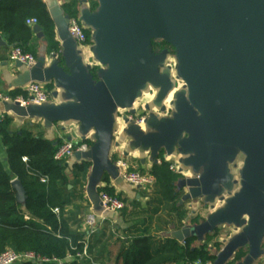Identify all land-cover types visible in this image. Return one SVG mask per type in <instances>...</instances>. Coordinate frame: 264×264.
I'll return each instance as SVG.
<instances>
[{
    "label": "water",
    "instance_id": "water-1",
    "mask_svg": "<svg viewBox=\"0 0 264 264\" xmlns=\"http://www.w3.org/2000/svg\"><path fill=\"white\" fill-rule=\"evenodd\" d=\"M97 1L100 7L92 16L96 53L106 64L100 79H93L82 50L69 36L70 16L50 0L64 61L46 63L39 56L32 67H24L23 81L53 82V93L62 89L66 99L26 107L1 101L2 112L51 122L74 119L93 128L91 145L73 154L90 162L88 188L95 191L104 173L121 178L109 156L115 110L130 107L134 114L132 104L146 82L158 85L163 96L172 86L170 74L158 71L166 63L167 48L159 53L150 49L152 39L165 41L175 52L174 75L184 85L170 107L145 116V129L126 118L125 130L153 155L179 154V203L201 202L211 210L197 223L166 235L183 242L222 225L231 227L211 264H227L240 250L245 254L237 264H252L264 252V0ZM32 29L43 35L39 24ZM10 183L23 204L21 181ZM98 203L100 214L99 195Z\"/></svg>",
    "mask_w": 264,
    "mask_h": 264
},
{
    "label": "trees",
    "instance_id": "trees-1",
    "mask_svg": "<svg viewBox=\"0 0 264 264\" xmlns=\"http://www.w3.org/2000/svg\"><path fill=\"white\" fill-rule=\"evenodd\" d=\"M79 1L66 0L61 6L63 13L75 18ZM89 1L91 10H95L97 1ZM32 17L41 26L50 50L58 53L59 47L54 39V22L42 0H0V33L5 35L12 46H18L26 52H29L28 43L32 30L25 22ZM86 34L88 35V31ZM168 47L174 51L163 40L152 39L150 42V49L154 53ZM9 94L15 96L21 93L18 90ZM10 123L8 115L0 121V142L5 150V155L0 156V253L13 249L62 259L72 255L67 264H94L89 256H77L85 244L84 233L71 229L64 216V191L69 180L63 161L53 159L57 145L54 146L52 140L33 135L28 130H10ZM85 143L91 144L88 141ZM23 157L25 160H22ZM88 167L89 163L83 161L75 166V170L82 173ZM150 172L155 178L159 203L175 213L179 220L176 225L182 227V220L187 212L177 205L180 194L176 183L180 174L171 171L169 163L163 160L154 164ZM13 178H18L24 186L26 199L23 204L15 198V191L10 183ZM102 179L107 180V176L104 175ZM98 191L114 194L108 187H99ZM54 208H57V212ZM25 215L28 219H25ZM198 219L193 216L191 222L197 223ZM216 234L217 229L205 234L204 238L210 241ZM195 240V237H188L179 242L170 236L156 240L151 234L140 232L126 240L117 259L120 264H188L196 260H200L202 264L212 263L214 255L210 253L206 242L194 245ZM215 244L219 246L217 242ZM244 254V250L238 251L235 260H239Z\"/></svg>",
    "mask_w": 264,
    "mask_h": 264
},
{
    "label": "crops",
    "instance_id": "crops-1",
    "mask_svg": "<svg viewBox=\"0 0 264 264\" xmlns=\"http://www.w3.org/2000/svg\"><path fill=\"white\" fill-rule=\"evenodd\" d=\"M42 1L46 4L50 14L48 8L50 0ZM57 1L59 7H61L66 0ZM99 7L98 3L96 9L91 10L89 0H80L77 5L78 13L75 17L83 27L85 34L88 31V35L86 34L88 48L84 61L90 65L89 72L95 81L100 79L101 70L106 69V64L98 58L96 53L95 35L98 30L93 27L92 16L99 10ZM26 25L32 30L30 42L28 43L29 52L34 54L36 58L45 56L46 63L57 59L58 64L62 65L64 61L63 48L58 38L55 24L54 39L59 47L58 53L50 50L47 41L44 39V35L39 37L33 31V25L30 26L27 23ZM41 32L43 34L42 29ZM11 48L12 45L8 42L5 35L0 33V90L8 93L19 90L21 94H25L24 89L28 82L23 81V73L26 69L24 66L18 67L16 62L10 59ZM54 54L56 57H53ZM176 68L177 62L175 52L173 51L170 54L168 53L165 65L162 68L158 66L159 72L170 74L172 86L167 95H160V87L158 85L146 82L138 90L132 104L135 114L147 115L150 112L157 113L162 106L166 108L170 107L171 102L176 98L177 93L181 91L184 85V81L176 78L174 75L177 72L175 71ZM46 87L49 91V102L56 104L66 99L62 89H57V93H53L56 89L53 82L46 84ZM4 108V105L0 103V112L4 111ZM129 108H117L114 112L112 143L109 150L111 160L113 161L115 158L121 156L128 161L131 167L143 172H150L154 164H159L155 162L156 159L166 161L169 164L175 163L179 167V154L173 153L170 156H163L165 153L160 152L158 155H153L147 147L138 146L135 138L127 134L125 119L127 118L126 115L129 114ZM8 117L11 119L10 130H28L33 135H39L44 139L52 140L54 146L58 145L63 138L67 139L68 137H71L72 141L79 144H86V141L92 143L93 141V128L86 129L79 121L74 119H61L51 122L42 117L19 118L14 113H9ZM142 129H145V127L142 126ZM55 142L56 144H54ZM86 145L89 146L88 143ZM4 155L5 150L0 142V156L3 157ZM83 161L76 160L74 154L63 160L66 176L69 180L64 191L66 197L64 216L71 229L84 233V245L87 246L89 259L94 264H120L117 255L131 235L146 232L154 236L156 240H161L167 236V231L181 228L176 225L179 220L175 213L159 203L155 185L148 191L145 188L133 186L121 178L115 177L114 174L104 173L103 176L106 175L107 180L101 178L95 191H92L88 188L90 162L87 161L89 167L85 172L80 173L75 170V166L81 164ZM239 163L241 165L242 161ZM99 187L110 188L114 195L120 197L125 204L121 211L108 213L104 220H101L98 216ZM179 194L177 205L182 206L187 212V216L182 220V226L192 224L190 212L199 213L196 216L202 220L211 211L209 208L199 211L198 204L189 207V201H184L180 204L179 200L182 193L179 191ZM90 214L96 218L94 226L86 222V218ZM229 228L231 227L222 225L217 229V234L210 241H206L204 237L200 239L196 238L194 245H201L206 242L207 248L213 254L222 246L218 247L215 243L220 244L221 240L228 239L232 234ZM237 262L238 259H233L227 264H237ZM206 264L211 263L207 262ZM252 264H264V252Z\"/></svg>",
    "mask_w": 264,
    "mask_h": 264
},
{
    "label": "built area",
    "instance_id": "built-area-1",
    "mask_svg": "<svg viewBox=\"0 0 264 264\" xmlns=\"http://www.w3.org/2000/svg\"><path fill=\"white\" fill-rule=\"evenodd\" d=\"M26 23L32 26L37 24L38 22L36 18L32 17L28 18L26 20ZM68 32L69 36L74 40L76 46L82 50L83 57H85L88 48L87 36L79 21L74 17H70L69 19ZM9 57L13 61H19L26 68L32 67L37 60L34 54L23 51L18 46H12ZM24 90L26 92L25 94H18L15 96H12L6 91L0 90V102H18L20 106L26 107L31 104H43L49 99V91L45 83L32 81L27 83ZM5 115L8 114L5 112H0V121L4 119ZM145 116L146 115L135 113H129L126 115L127 118L133 120V122L139 126L144 125ZM87 147L88 146L86 144H79L72 141L71 139L68 140L66 138H63L54 151L53 159L56 161H63L66 158L70 157L75 150H86ZM22 160H25V157H23ZM114 162L119 177H121L127 183L133 186L145 188L148 191L151 190L155 185V178L151 172H143L131 167L128 161L121 156L115 158ZM169 169L173 172H177V165L175 163H170ZM99 198L102 211L98 216L101 220H104L108 213L119 212L124 208L125 204L123 200L117 195H111L106 192H101L99 194ZM54 210L57 212V208H54ZM24 217L25 219H28L27 215H25ZM86 222L89 225L94 226L96 223L95 216L92 214L88 215L86 218ZM77 256H88L86 245H84L82 252L78 253ZM72 257V255H67L63 259L58 257H44L36 254L33 251L18 252L13 249H6L0 253V264H15L18 262H33L35 264H67V261ZM188 264L202 263L200 262V260H196Z\"/></svg>",
    "mask_w": 264,
    "mask_h": 264
},
{
    "label": "rangeland",
    "instance_id": "rangeland-1",
    "mask_svg": "<svg viewBox=\"0 0 264 264\" xmlns=\"http://www.w3.org/2000/svg\"><path fill=\"white\" fill-rule=\"evenodd\" d=\"M197 204H198L197 207H198V210H199V211H202V209H203V210H204V209H208V208H204L201 202H198ZM192 205L194 206L195 204H192ZM192 205H189V207H191ZM189 214H190L191 217H193V216L198 215L199 213H197V212H190ZM198 220H200V218H199ZM218 245H219L218 247H220L222 244L220 243V244H218Z\"/></svg>",
    "mask_w": 264,
    "mask_h": 264
},
{
    "label": "flooded vegetation",
    "instance_id": "flooded-vegetation-1",
    "mask_svg": "<svg viewBox=\"0 0 264 264\" xmlns=\"http://www.w3.org/2000/svg\"><path fill=\"white\" fill-rule=\"evenodd\" d=\"M167 49H168V53H169V54L172 53V52H171V48L168 47Z\"/></svg>",
    "mask_w": 264,
    "mask_h": 264
}]
</instances>
